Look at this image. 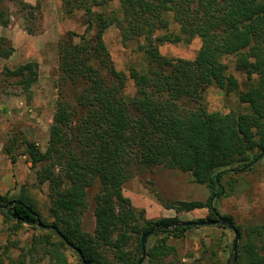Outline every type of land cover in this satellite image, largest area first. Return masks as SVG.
Returning a JSON list of instances; mask_svg holds the SVG:
<instances>
[{"label": "trees", "instance_id": "16d2710c", "mask_svg": "<svg viewBox=\"0 0 264 264\" xmlns=\"http://www.w3.org/2000/svg\"><path fill=\"white\" fill-rule=\"evenodd\" d=\"M68 16L82 12L85 31L69 32L59 40V88L47 149L24 140L40 186L48 185L52 225L42 220L27 193L10 199L0 195V215L9 224L10 239L0 264H138L141 238L153 228L143 264H187L172 241L183 240L199 221L178 216L147 220L123 194L124 186L148 169L163 166L188 174L191 181L210 191L207 201L164 202L176 214L209 211L215 221L220 212L216 198L224 195L230 174L253 172L264 159V0H61ZM117 3L118 6L111 8ZM24 30L40 36L36 26L41 4L19 2ZM11 25L10 14L0 10V26ZM119 30L124 46L135 42L146 66L130 67L129 75L115 68L104 36ZM201 47L193 60L165 57V44ZM15 53L10 41L0 39V61ZM226 58H234L238 71L257 79L240 94L245 113H210L202 105L204 93L216 87L228 93L239 90ZM7 68L15 87L29 93L39 80L36 62ZM133 81L135 93L127 94ZM195 101L197 108H190ZM18 137L4 153L14 154ZM233 187V184H230ZM95 186L94 233L85 231L83 218ZM14 203V204H12ZM38 219L59 231L38 226ZM233 221V220H232ZM234 223V221H233ZM181 226H178V225ZM236 226V224L234 223ZM33 227L27 246L14 239ZM165 227L167 229H165ZM221 228V226H218ZM242 242L236 260L228 264H264V224L236 226ZM71 245L76 249H72ZM19 251L18 258L10 255ZM71 251L77 258L71 262Z\"/></svg>", "mask_w": 264, "mask_h": 264}, {"label": "rangeland", "instance_id": "374dc122", "mask_svg": "<svg viewBox=\"0 0 264 264\" xmlns=\"http://www.w3.org/2000/svg\"><path fill=\"white\" fill-rule=\"evenodd\" d=\"M19 2L20 0H0V10L4 9L10 14L11 25L18 23L24 30L26 23ZM38 2L41 4V11L39 15L37 12L34 13L36 17L39 16L36 26L43 28L44 31L46 26L51 29L55 26L58 43L69 32L84 33L82 12H76L72 16L66 15L61 0ZM117 6L118 4L114 3L111 8ZM104 39L117 71L129 75L130 67L141 69L146 66L144 55L137 50L138 45L132 42L124 46L117 28H109ZM58 43L52 44L50 50L40 53L39 58L41 63L43 62V68L38 64L39 80L29 93L15 87L16 80L7 76L6 69H15L17 65L0 61V195L15 199L22 193H27L35 202L42 220L48 225L54 222L50 214L49 186L38 184L29 159L22 154L25 148L23 141L26 139L34 142L42 151L48 146L59 88ZM200 47L201 40L196 38L190 45L165 44L160 47V52L168 58L193 60ZM234 60V58H226L225 63L229 66V73L238 79L239 90L228 93L216 87L208 88L204 93L202 105L210 113L228 114L248 111V107L240 102V94L246 92L257 77H250L238 71ZM126 93L130 95L135 93L134 83L131 80L128 82ZM189 107L195 109L199 104L192 101ZM14 137L19 138L14 152L16 163L4 153L5 148L11 146L10 142ZM223 184L224 195L215 200L220 216L233 220L236 226L244 229L251 225L264 224V159L253 172L227 175ZM98 191L97 186L91 189L90 207L83 218V228L90 233H94L96 227L93 212L96 205L94 196ZM123 194L130 199L137 212H145L147 220L178 216L181 221L187 222L207 220L209 216L207 209L176 214L175 211L165 208L163 201H207L210 191L205 185L193 183L188 174L163 166L148 169L136 176L124 186ZM218 226L220 225L195 226L183 240L172 241L180 259L187 264H228L233 254L235 233ZM36 232L33 227L27 226L14 239L21 240L22 246H27ZM9 235V224L0 215V258L6 260L4 251L10 239ZM154 241L155 239L149 241L150 245ZM241 242L242 239L239 244ZM20 254L15 250L10 252L14 258H18ZM68 256L71 262L77 261L71 251H68Z\"/></svg>", "mask_w": 264, "mask_h": 264}, {"label": "crops", "instance_id": "0c3cea01", "mask_svg": "<svg viewBox=\"0 0 264 264\" xmlns=\"http://www.w3.org/2000/svg\"><path fill=\"white\" fill-rule=\"evenodd\" d=\"M39 0H24L25 3L35 6ZM48 15H46L47 17ZM5 38L10 41L15 49V53L8 60H4L5 64H26L29 62H37L43 68V62L40 60L42 51L50 50L51 45L58 43V35L55 33V26L45 27V31L40 36H31L25 32L20 25H10L8 28L0 26V39Z\"/></svg>", "mask_w": 264, "mask_h": 264}, {"label": "water", "instance_id": "95a60500", "mask_svg": "<svg viewBox=\"0 0 264 264\" xmlns=\"http://www.w3.org/2000/svg\"><path fill=\"white\" fill-rule=\"evenodd\" d=\"M12 204H14V203H12ZM9 207H10V204L9 205L0 204V208L3 210L7 211L9 209ZM37 224L40 228H44L47 230H54V231L58 232V234H60L59 231L56 229V227L47 226V225L43 224L39 219H38ZM216 225H220L224 228L232 230L235 233V242H234V246H233V254L230 258V262L234 263L236 260V254H237V250H238L239 241L241 239V234H240L239 230L236 228V226L234 225L233 221L229 218L219 216L218 219L215 221H199L195 224L196 227L216 226ZM178 226H181V225L179 224ZM165 229H167V228L165 227ZM158 231H159L158 228H153L151 231H149L148 233H146L142 236V238H141L142 256H141L138 264H143L145 262L146 255H147L148 241H149L150 237L157 234ZM71 248L76 250L72 245H71ZM76 251L78 252V254H79V256H80V258L84 264H90L86 261L83 254L79 250H76Z\"/></svg>", "mask_w": 264, "mask_h": 264}]
</instances>
